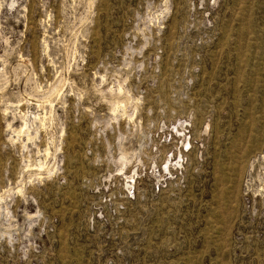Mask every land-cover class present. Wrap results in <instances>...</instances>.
Instances as JSON below:
<instances>
[{
  "label": "rangeland",
  "instance_id": "374dc122",
  "mask_svg": "<svg viewBox=\"0 0 264 264\" xmlns=\"http://www.w3.org/2000/svg\"><path fill=\"white\" fill-rule=\"evenodd\" d=\"M0 264H264V0H0Z\"/></svg>",
  "mask_w": 264,
  "mask_h": 264
}]
</instances>
